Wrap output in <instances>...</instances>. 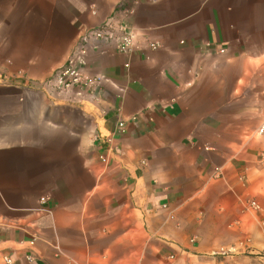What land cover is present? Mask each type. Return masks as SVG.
<instances>
[{"label":"crops","instance_id":"obj_1","mask_svg":"<svg viewBox=\"0 0 264 264\" xmlns=\"http://www.w3.org/2000/svg\"><path fill=\"white\" fill-rule=\"evenodd\" d=\"M119 1L0 0V264H264V0Z\"/></svg>","mask_w":264,"mask_h":264},{"label":"built area","instance_id":"obj_2","mask_svg":"<svg viewBox=\"0 0 264 264\" xmlns=\"http://www.w3.org/2000/svg\"><path fill=\"white\" fill-rule=\"evenodd\" d=\"M126 0L118 2L116 9L125 6ZM117 10L108 16L100 25L85 28L78 36L77 41L70 51L66 62L57 68L47 83L59 90L70 91L78 89L79 93L88 91L93 94L99 89L101 82L106 79L103 75L90 76L86 73L87 54L91 45L100 42L112 44L118 52L129 53L135 45L137 33L135 29L125 21L117 18ZM151 48L157 49L160 44L151 43ZM226 49L221 48L220 53H225ZM129 67V64H126ZM120 129L124 128V123L119 124ZM264 133V122L259 128L251 132L252 137L260 136ZM258 208L256 202L251 203Z\"/></svg>","mask_w":264,"mask_h":264}]
</instances>
